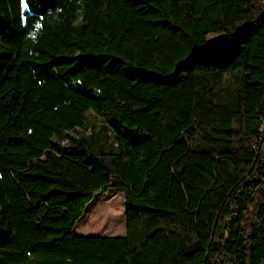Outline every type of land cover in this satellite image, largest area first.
<instances>
[{
  "label": "trees",
  "instance_id": "trees-1",
  "mask_svg": "<svg viewBox=\"0 0 264 264\" xmlns=\"http://www.w3.org/2000/svg\"><path fill=\"white\" fill-rule=\"evenodd\" d=\"M24 3L0 0V264H264V0ZM112 177L124 234H75Z\"/></svg>",
  "mask_w": 264,
  "mask_h": 264
},
{
  "label": "rangeland",
  "instance_id": "rangeland-1",
  "mask_svg": "<svg viewBox=\"0 0 264 264\" xmlns=\"http://www.w3.org/2000/svg\"><path fill=\"white\" fill-rule=\"evenodd\" d=\"M223 35L215 33L208 35L209 41L220 40ZM96 127L99 121L94 120ZM88 130L85 135H89ZM77 137L80 132H70ZM114 178L108 182L95 195L87 206L83 215L75 224L74 232L77 235H122L125 232V205L123 192Z\"/></svg>",
  "mask_w": 264,
  "mask_h": 264
},
{
  "label": "clouds",
  "instance_id": "clouds-1",
  "mask_svg": "<svg viewBox=\"0 0 264 264\" xmlns=\"http://www.w3.org/2000/svg\"><path fill=\"white\" fill-rule=\"evenodd\" d=\"M76 4H77V8H76V14L79 16V15H82L83 13V9H84V4H83V0H76ZM49 14H53V10L50 9L48 10ZM63 12V9L62 8H55L54 10V14L58 17V15L60 13ZM27 26V22H26V17L21 16V27H26ZM38 37H39V31H36L35 29L33 30H29L26 34H25V40L26 42H30L31 45H36L38 43ZM25 49L28 53V55H35L36 53L33 51V48L32 47H29L28 46V43L25 44ZM97 92H99V89H97Z\"/></svg>",
  "mask_w": 264,
  "mask_h": 264
},
{
  "label": "snow or ice",
  "instance_id": "snow-or-ice-1",
  "mask_svg": "<svg viewBox=\"0 0 264 264\" xmlns=\"http://www.w3.org/2000/svg\"><path fill=\"white\" fill-rule=\"evenodd\" d=\"M21 4H22V9H21V11H22V13H23L24 11L27 10V5L24 3V0H21Z\"/></svg>",
  "mask_w": 264,
  "mask_h": 264
}]
</instances>
